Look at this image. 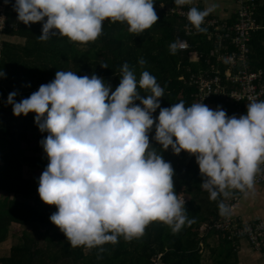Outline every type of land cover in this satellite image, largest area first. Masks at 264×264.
<instances>
[{"label":"clouds","instance_id":"clouds-1","mask_svg":"<svg viewBox=\"0 0 264 264\" xmlns=\"http://www.w3.org/2000/svg\"><path fill=\"white\" fill-rule=\"evenodd\" d=\"M174 3L183 6L192 0ZM153 4L154 0H14L12 9L18 22H42L40 41L60 35L87 43L101 35L105 20L142 33L158 20ZM216 6L191 7L186 18L203 32L201 25ZM176 51L171 43L170 54ZM121 73L112 90L95 74L57 71L52 81L27 98L16 102L14 91L6 100L14 116L34 113L39 131L47 133L39 141L48 163L38 178L37 193L43 203L55 206L49 220L72 247L91 249L116 244L120 237L138 239L153 221L169 226L173 234L193 222L186 216L184 198L174 190L170 162L150 144L153 130L151 139L162 150L195 157L204 177L200 186L210 200L227 198L232 190L247 197L254 191L256 176L264 172V100L252 99L238 117L202 102L185 106L180 101L161 108L164 89L152 74L145 70L137 79L127 63ZM5 76L0 69V78ZM218 210L221 216L230 214L223 200Z\"/></svg>","mask_w":264,"mask_h":264},{"label":"trees","instance_id":"trees-1","mask_svg":"<svg viewBox=\"0 0 264 264\" xmlns=\"http://www.w3.org/2000/svg\"><path fill=\"white\" fill-rule=\"evenodd\" d=\"M13 3L14 0H9L6 25L0 31V35L8 38L0 42V69L6 73L0 78V244L11 235L14 240L8 254L0 257V264H203L202 254L206 249L210 264H243L238 256V242L245 241L251 248L252 245L244 236L214 228L221 220L220 196L213 201L207 191H201L204 177L199 173L195 157L185 151L177 155L170 148L162 150L151 139L154 130L149 134L150 144L170 162L174 190L184 198L186 216L193 222L173 234L169 226L153 221L138 239L126 241L120 237L116 244L105 243L91 249L72 247L49 220L55 206L43 203L37 193L38 178L48 163L39 141L47 133L39 131L34 113L14 116L12 106L6 103L14 91L16 102L27 98L40 85L52 81L57 71H73L78 76L95 74L115 90L125 63L137 79L145 70L155 77L164 89L163 97L159 98L161 108L180 101L185 106L196 103L195 88L187 84V77L204 70L200 64L204 58L198 63L190 61V57L194 51L206 52L210 43L194 36L198 32L184 16L169 12L170 9L188 12L190 7L177 6L174 0H154L158 20L142 33H130L125 23L105 20L95 41L80 43L60 35L40 41L42 22L29 25L18 22ZM211 19L205 17L201 27L206 30ZM188 29L193 35L187 34ZM182 39L189 42L188 49L177 48L175 54H170L169 45H177V40ZM262 39L264 34L259 33L250 44L255 56L264 62ZM141 59L146 63L141 65ZM208 102L222 106L227 114L234 109L214 97ZM158 113L159 108L153 117ZM24 171L33 173L32 177H25ZM12 224L19 227V234H12ZM258 252H263V248ZM157 256L160 257L155 261Z\"/></svg>","mask_w":264,"mask_h":264},{"label":"crops","instance_id":"crops-1","mask_svg":"<svg viewBox=\"0 0 264 264\" xmlns=\"http://www.w3.org/2000/svg\"><path fill=\"white\" fill-rule=\"evenodd\" d=\"M216 4V8L211 12L207 18H212L211 21L208 20L206 24V30L203 32H198L197 35L201 36L207 43H210L209 49L205 51H194L191 54L190 61L200 62L203 58L204 61L201 62L204 70H217L222 80L225 79V74L229 73L235 74L240 71L247 72H257L264 70V62L262 58L255 56V51L253 46L250 44L254 37L259 36V33L264 34V29L250 31L249 38L246 42L247 53L240 58L239 50H236V44L234 38L237 36L234 27L239 23L238 18V5L236 0H192L191 4H187L190 8L197 7L200 10L205 9L210 4ZM264 0H255L252 5V18L259 24L264 25ZM211 22L209 24L208 22ZM11 23V21H10ZM214 24V25H212ZM185 26V25H183ZM186 32L188 35H193L192 32ZM193 37V36H192ZM261 42L264 46V39ZM180 41H184L189 47V42L186 39L177 40V44ZM234 57V61H229L228 58ZM233 88H224L225 93L232 90H237V86L234 85ZM220 100L223 104L225 103L222 97H214ZM220 103V102H219ZM209 108L216 109L218 105L214 102L205 103ZM230 105V104H229ZM233 106V105H232ZM223 109V107L221 106ZM224 110V109H223ZM235 109H233L234 111ZM232 111V112H233ZM231 112V113H232ZM231 113H226L227 115ZM204 178L201 180L203 182ZM201 191L206 192L201 188ZM239 191L232 190L231 194L225 198L220 196V201L227 205L228 201L238 194ZM205 210V209H204ZM220 219L225 216H219ZM233 218L237 219L239 223L249 224L256 222L264 218V185H254V191L251 192L247 197L243 194L239 196V200L235 205ZM264 253V248H263ZM261 252L253 250L245 241L238 242V256L243 264H264V257Z\"/></svg>","mask_w":264,"mask_h":264},{"label":"built area","instance_id":"built-area-1","mask_svg":"<svg viewBox=\"0 0 264 264\" xmlns=\"http://www.w3.org/2000/svg\"><path fill=\"white\" fill-rule=\"evenodd\" d=\"M255 0H236L238 5L239 23L234 27L237 36L234 38L237 49L240 52V58L247 53L246 42L249 38L250 31L264 29V25H259L252 16V5ZM7 4L4 0H0V31L6 25V10ZM170 13L181 14V11L169 10ZM187 14V13H186ZM186 18V15H185ZM187 19V18H186ZM180 51L188 49L184 41L177 44ZM199 59H196L198 61ZM234 61V57L228 58ZM195 61V62H196ZM225 74L224 81L217 70H199L195 74H190L187 77V84L195 88V101L205 104L211 97H222L224 104L233 105L234 111L229 116L235 114L237 117L246 112V105L252 100H264V70L257 72L240 71L235 74ZM183 81V80H182ZM237 86V90H232L225 93L224 88H233ZM264 168V165H261ZM255 185H264V172L258 174L255 178ZM242 193L238 192L227 205L230 207V214L216 223L214 228L221 232L231 231L237 235L244 236L252 248L256 251H261L264 248V218L249 224L239 223L233 218L235 205ZM240 224H242L240 226ZM204 228V226H203Z\"/></svg>","mask_w":264,"mask_h":264},{"label":"rangeland","instance_id":"rangeland-1","mask_svg":"<svg viewBox=\"0 0 264 264\" xmlns=\"http://www.w3.org/2000/svg\"><path fill=\"white\" fill-rule=\"evenodd\" d=\"M2 40H8V38L3 36V34H1L0 35V42ZM11 40L14 41V42H17V43H21V44L24 43L23 40H17V39H11ZM24 175H25V177L29 178V177H32L33 173H31V172L27 173L26 171H24ZM12 232H13L12 234H16V235L19 234L20 230H19V227L16 226V224H12ZM13 240H14V237L11 235L10 238L7 239L3 244H0V257L6 256L8 254L10 246H11ZM261 253H263V252H261ZM202 256H203V261H202L203 264H210L211 261L209 259V251H208V249L204 250ZM261 256L264 257V253L261 254ZM159 257L160 256H157L155 261H157Z\"/></svg>","mask_w":264,"mask_h":264},{"label":"bare ground","instance_id":"bare-ground-1","mask_svg":"<svg viewBox=\"0 0 264 264\" xmlns=\"http://www.w3.org/2000/svg\"><path fill=\"white\" fill-rule=\"evenodd\" d=\"M186 13H187V12L181 11L180 16H184V17H185Z\"/></svg>","mask_w":264,"mask_h":264}]
</instances>
